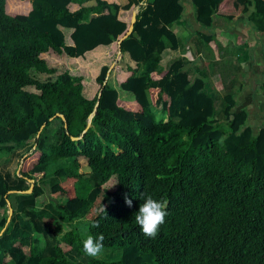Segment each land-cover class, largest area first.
<instances>
[{
  "label": "trees",
  "instance_id": "1",
  "mask_svg": "<svg viewBox=\"0 0 264 264\" xmlns=\"http://www.w3.org/2000/svg\"><path fill=\"white\" fill-rule=\"evenodd\" d=\"M223 1L0 0V152L29 144L18 173H0V212L6 203L11 209L6 226L0 215V264L3 255L11 264H264V51L248 59L249 87L243 79L237 95L222 97L221 120L203 81L189 80L179 59L163 68L178 47L170 26L190 6L202 30L216 17L264 38V0H232L229 15L219 12ZM133 13L136 37L117 45ZM198 35L216 48L213 35ZM180 54L193 58L186 47ZM122 55L133 67L113 75L111 86ZM48 63L65 71L46 82L29 75L51 74ZM244 94L251 104L242 105ZM250 105L259 127L250 124ZM51 118L60 131L45 146L36 133ZM28 179L29 197L14 204L10 192L27 189ZM45 188L68 231L33 211ZM147 195L167 201L155 238L135 223ZM87 235H103L104 249L118 258L69 262L67 252L85 254Z\"/></svg>",
  "mask_w": 264,
  "mask_h": 264
},
{
  "label": "rangeland",
  "instance_id": "2",
  "mask_svg": "<svg viewBox=\"0 0 264 264\" xmlns=\"http://www.w3.org/2000/svg\"><path fill=\"white\" fill-rule=\"evenodd\" d=\"M126 1L127 0H118V2L121 5L125 4ZM231 3H232V0H224L221 4V9L219 10V12L223 13L225 15H229V13L232 12V10H233ZM17 5L19 7L26 6V4H22L19 2L17 3ZM24 12H25V10L21 11L20 8H17V10L15 11L16 14H23ZM239 15L236 14L233 18H237V17H239ZM189 16H190L189 14L186 15V17H189ZM128 18H129V12L126 13V20H128ZM222 24H224V23L221 19L214 17V26L215 27H224V28H227L229 30V28L227 26H223ZM185 28H186V26H185ZM241 29H243V27L238 26L236 28V30H238V31ZM245 31H246V29H245ZM210 33L214 35L213 32H210ZM219 33H222V29H220V28H219ZM216 37H219V36H216ZM229 37H231V34H229ZM250 40H251V38H249V41ZM225 42L226 41L224 38H222V42L220 41V43H219V41H218L220 47L222 48V53H221V55H219V57L217 55V51H215L216 48L213 47L212 51H213L214 55H212L210 50L207 48V51L205 53L202 52L204 55L203 58H201L200 61L198 60L196 62V65H194V66L193 65L187 66V64H188L187 61L186 60L184 61V64H185V66H184L185 70L184 71L187 74L188 79L193 80L197 76H200V77H205L206 81H208L209 85L206 88L209 89V91L211 90V92L213 93V97H214L213 108L215 110V118L217 120H221V117H222V115H221L222 108H223V105L221 104L222 97L224 95H226L227 92H229V83H228L229 82V75L232 78L237 77V75H238L237 72H234L235 71L233 69L234 64L233 65L231 64V61L234 60V56L231 53H229V49H227L225 47V45H224ZM234 43L237 44V42H234ZM251 50H253L254 55L256 56L257 51H258L257 46L252 48ZM263 50H264V47H263ZM214 51L216 52V55H215ZM253 52H251V53H253ZM102 56H104V54H102ZM163 56H165V55H162V57ZM247 61L248 60H246L244 63H246ZM257 61H259V58H257ZM115 63L117 64V65H115V69L112 71V73L107 78V82L111 86H114V84H115V82H113V79H112L113 75L120 76V73L122 71H124L125 66L133 67V64L130 65V63H128V60H127L125 55H122V58L117 57L115 60ZM244 63H239V66H240V64H242L244 66L245 65ZM168 64H169V62L166 63L167 66H168ZM47 67H48V69H51V71H52L51 74H39V73H35L34 71H30L29 75L34 80H36L38 82H46L49 80H54V78L57 75H59L63 71H65V68L63 66H60L59 64H55V63H48ZM242 69L244 70L243 72L245 74L246 67L244 66V68L242 67ZM239 76H241V74H239ZM244 77H245L244 80H246L248 78L247 75H245ZM251 81L252 80L249 81L250 84H251ZM24 90L28 91V92L36 93L33 90V88H31V87H27ZM208 94H210V93L208 92ZM240 97H241L240 98L241 103H242V98L244 99L243 104H242L243 106L251 104V101H248V96H246L245 94H244V97H242V95ZM248 108H249L248 111L250 113L249 114L250 124L254 125V124L258 123V127L261 126L262 123L257 122L256 121L257 117H254V115H255L254 112L256 113V109H254L251 105ZM259 118L261 119L260 116H259ZM59 131H60L59 121L56 119L52 120L51 123L49 124V126L40 133V138L43 139L44 145L48 146V145L52 144L53 142H55L57 137H58ZM28 146H29V144H26L22 147H19L18 149L11 150L9 152H5V151L0 152V173L2 176H5L6 174H8V176L12 177V174H13V172L16 171L17 165L20 161L19 160L20 155H22L26 151ZM70 162H71V160H65L64 162L60 163V166L65 167V165L67 166ZM48 178H50V177L43 178L42 180H45ZM46 182H48V180H46ZM25 185L26 184L24 183V185H22V187H25ZM25 190H27V189H24L23 191H25ZM28 197L29 196H27V194L23 193L20 195H16V197H14L12 199L15 203H18L19 201L26 199ZM33 211L42 213V215L44 216L42 221L51 222V221L57 220L60 223V227L62 228L61 229L62 232L68 231L69 228L70 229L72 228L71 225H68L65 222L59 221V215L57 213L55 201H53L52 196L47 193L46 188L43 189V194L34 198ZM4 216H6V209H4ZM32 238L37 239L39 241V245L43 244V239L41 238L40 235L33 233ZM84 240H85L84 237L80 238V241H81L80 246H82V248H83V241ZM66 258L69 262L84 263L87 260H89L90 256H87L85 254L81 255V254L74 252V251H69L66 253ZM116 258H118V252H116L114 250L104 249L103 254L101 256H99L98 258H95V259H101L103 261H113Z\"/></svg>",
  "mask_w": 264,
  "mask_h": 264
},
{
  "label": "crops",
  "instance_id": "3",
  "mask_svg": "<svg viewBox=\"0 0 264 264\" xmlns=\"http://www.w3.org/2000/svg\"><path fill=\"white\" fill-rule=\"evenodd\" d=\"M189 11L186 13V15H190L189 17H186V15H184L183 17H181L179 20H177L174 24H172L170 26V30L171 32L176 36L177 41H178V47L177 50L174 52V57L171 58L168 62L170 63L172 61V59H179V61L182 63V72L185 73V64L184 61H187V66L190 65H196V62L199 60H201V58H203V53H205L207 51V46L204 45V43L202 42V40L200 39L198 33H203V34H207L210 35V32H213V35L216 38V42H217V46H216V50L217 51V55L219 57V55H221L222 53V48L220 47L219 43L220 41L222 42V38L225 39V47L227 49H229V53H231L234 56V60L231 61V64L233 66V69L235 70L234 72H237L238 75L237 77H231L229 75V92H227V94H231V95H237L240 92V84L242 83L243 79L245 78V75H248V78L246 79V83L248 84L246 87H249V80L251 79L252 75H251V71L253 70V67L251 68L249 61H247L246 63H244L246 60H250L253 61V56L254 59L255 57L259 58L260 55H262V51L263 47H264V38H261V34L256 33L254 34L249 27H247L246 25H242L241 22H238L237 24H235L234 26L231 25H227V27H231L233 29V32H229L227 30V28L224 27H215L214 24L211 27V30H209V32L207 30H202L198 25H196L193 21V10L191 8V6L188 8ZM235 19H241V16L235 18ZM186 26V28H185ZM240 26L243 27V29L241 30H236V28ZM219 28L222 29V33H219ZM246 29V31H245ZM243 30V31H242ZM229 34H231V37H229ZM219 36V37H216ZM223 36V37H222ZM221 38V39H220ZM249 38H251V40L249 41ZM219 41V43H218ZM234 42H237V44H235ZM257 46V54L256 56L254 55L253 50H251L252 48ZM186 47L188 48V50L193 54V58L191 57V59H186L184 56H182L180 54L181 50ZM209 49V48H208ZM210 50V49H209ZM214 51V52H215ZM203 52V53H202ZM211 54H213V51L210 50ZM253 52V53H251ZM248 53V55H247ZM216 55V52H215ZM249 56V58H248ZM177 57V58H176ZM127 58V57H126ZM128 60V58H127ZM128 63L133 64L131 61L128 60ZM239 63H244L246 69H245V74H244V70L242 69V67L244 68V66L242 64ZM258 62L254 63L253 65L256 66V68L258 67L259 64H257ZM249 64V65H248ZM167 65L160 66L158 67V69L160 68H167ZM186 74V73H185ZM239 74H241V76H239ZM124 76V71H122L120 73L119 77H123ZM187 76V74H186ZM188 78V77H187ZM196 78H200L203 81V87H202V91L208 96L213 98V102H214V97H213V93L211 92V90L209 91V89H207L206 87H208L209 83L208 81H206L205 77H200L197 76ZM191 80V79H189ZM208 92L210 94H208ZM243 100V98H242ZM215 111V110H214ZM14 196H12V198L16 197V195H20L22 193H12ZM11 198V202H14L13 199ZM15 204V202H14ZM6 216H4V209L0 212L1 217H7V204H6ZM6 219V218H5ZM4 228H2L0 230V234L3 231ZM1 264H11V262L9 261V259L7 258V256L3 255V259Z\"/></svg>",
  "mask_w": 264,
  "mask_h": 264
},
{
  "label": "clouds",
  "instance_id": "4",
  "mask_svg": "<svg viewBox=\"0 0 264 264\" xmlns=\"http://www.w3.org/2000/svg\"><path fill=\"white\" fill-rule=\"evenodd\" d=\"M54 118H58V117H54ZM23 156L25 157V155H22V157ZM18 169L19 167H17L15 174L18 173ZM28 180L26 183L30 185ZM18 192L22 193V191H18ZM10 193L13 192L11 191ZM125 203L127 206L131 207L132 201L129 199H125ZM102 211L105 215L104 207H102ZM167 215H168L167 201L156 200L151 195H147V196H143V203L140 205L138 212L135 214V223L140 227L142 233L145 236L149 238H155L160 227L165 223V218ZM94 226L99 227V223L97 222ZM103 240H104L103 235H99L97 237H93L92 235H87L86 239L83 241V251L85 255L93 258H98L99 256H101L104 251Z\"/></svg>",
  "mask_w": 264,
  "mask_h": 264
},
{
  "label": "water",
  "instance_id": "5",
  "mask_svg": "<svg viewBox=\"0 0 264 264\" xmlns=\"http://www.w3.org/2000/svg\"><path fill=\"white\" fill-rule=\"evenodd\" d=\"M133 22H134V13L132 14V16H131V18H130L129 26H128V28H127L126 33L124 34L123 37H121V38L118 40L117 45H119V43L121 42V40H123L125 37H127V36L130 35V34H131L133 37H136V34H135L134 32H132V25H133ZM110 68H111V67H110ZM54 117H58V118L61 119V120L63 119L62 116L59 115V114H55ZM54 117H52V118H54ZM52 118H51V119H52ZM51 119H50V120H51ZM63 126H65V125H63ZM88 126H89V122L86 124V127H85V129L83 130V132L86 130V128H88ZM42 127H43V125L40 127L39 131L36 133V137L39 136V133H40ZM31 149H32V150L34 149V145L32 146ZM22 158H24V156H23ZM28 182L30 183V185H29V187H28L27 190L22 191V193H24V194H29V193L31 192V189H32L31 182H32V180H28ZM7 207H8V210H7V217H6V219H5V225H4V226H6L7 222L9 221L10 215H11V209H10L8 203H7Z\"/></svg>",
  "mask_w": 264,
  "mask_h": 264
}]
</instances>
